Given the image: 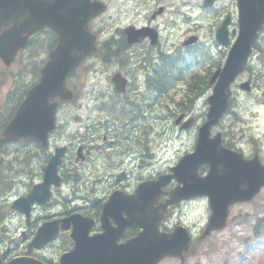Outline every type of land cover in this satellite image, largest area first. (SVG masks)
Returning <instances> with one entry per match:
<instances>
[{"label": "flooded vegetation", "instance_id": "obj_1", "mask_svg": "<svg viewBox=\"0 0 264 264\" xmlns=\"http://www.w3.org/2000/svg\"><path fill=\"white\" fill-rule=\"evenodd\" d=\"M19 1L0 0V36L11 30L16 17L20 19L19 15L24 12L22 7L28 8V13L34 14L33 19L39 18L37 11H32L31 3H25L27 0ZM90 1L102 3L105 10L89 21V27L97 32L96 50L89 60L84 61V66L88 67L90 73L96 74L94 81H91V88L102 82L104 88L88 98L90 108L88 114L85 113L87 109L85 108L84 115L75 112H80L85 93L83 97L78 94L75 99L72 98L67 102L56 97L51 98V103L57 104L56 126L54 132L49 135L46 149H52V153L43 160V156L35 153L33 155L35 161L30 163L33 168H44L54 150L64 147L59 167L62 182L61 187L52 188V197L48 204L33 207L28 220L12 210L10 205L8 211L3 208V205L8 204L7 197L16 185L15 177H12L16 176L14 170L16 160L15 156L9 159L11 152L2 149L3 159L0 164L2 264L24 257L40 264H59L60 256L72 248L70 236L72 225L68 222L70 228L67 230L62 229L61 226H47L46 239L53 240L39 249L29 248L42 224H54L71 218L74 227H78L81 220L87 218L92 222L89 236L99 235L102 232L103 209L110 197L132 194L137 183L145 179L141 176L133 178L132 175L145 161L147 147L144 142L149 137V132L155 130L161 118V101L172 99L173 92L166 89L175 85V81L172 80L176 57L187 56L193 51L202 49L203 53L207 54L208 52L204 51L206 50L219 58L222 65L227 49L214 45L216 31L226 19H228L227 37L230 42H233L238 31V0H121V4H124L122 6L131 9L130 11H133L139 20L125 25L120 30L117 29L116 33L109 32L112 14H109V17L106 15L113 9L114 0ZM256 1L252 0V3ZM130 11H126L124 15L128 16ZM193 22L203 23V34L185 28V25H192ZM127 27L152 28L156 36L152 39L144 33L138 39H128L122 33ZM192 36L198 37L197 43L186 45L185 43L193 38ZM259 38L264 39V26ZM13 43H16V37L8 38L7 45L11 47ZM56 43L57 36L51 30L36 29L27 35L25 43L17 50L10 65H4L0 59V70L4 73L16 67L18 80L10 82V89L13 92L6 93L16 101L17 107L40 79L41 70ZM261 49L260 45L259 49L254 50V54L259 55V59L261 54H264ZM75 72L76 70L70 73V81L76 79ZM115 74H118L123 81V92L116 91L113 82ZM4 79L5 77L0 75V88L5 83ZM244 79L249 81L251 102L254 80L252 54L246 77L240 76L237 82L240 84ZM83 84L84 81H81L80 89L84 87ZM38 109L30 108L31 111ZM70 109L74 112L73 116L67 114ZM45 110L48 111V108ZM180 114L184 118L192 117L190 111H181ZM70 123L74 125V129L71 130L72 138L66 140L64 133ZM225 127V124H222L220 129L225 147L241 149L236 140L239 135H234ZM26 143L27 149L40 147L35 142ZM253 152L259 153V149H253ZM246 154L249 158L252 157V147ZM108 168L114 170L104 177L98 176L100 169L104 170L103 174H105ZM174 186L175 184L171 183L166 190L169 192ZM166 199L167 196H162L160 202L164 203ZM169 209L170 207L166 212ZM123 217L124 215L117 216V221L121 222ZM167 217L165 214L164 220ZM107 224L110 227L117 226L112 219H108ZM136 232L128 228L119 242L135 236Z\"/></svg>", "mask_w": 264, "mask_h": 264}, {"label": "water", "instance_id": "obj_2", "mask_svg": "<svg viewBox=\"0 0 264 264\" xmlns=\"http://www.w3.org/2000/svg\"><path fill=\"white\" fill-rule=\"evenodd\" d=\"M62 2L66 3L69 0ZM59 3L60 0L38 1L36 5L43 6L44 16L36 20L35 24L39 25L27 23L30 29L48 26L59 37L58 46L46 65L38 86L39 89H44L42 100H47L52 94H58L62 99L69 98L71 94L65 88V76L94 48V40L87 28V22L92 15L91 9L82 5ZM241 5L243 14L240 15L239 35L224 69L212 77L211 83L218 76L219 79L216 80L213 94L208 99V118L199 129L196 149L172 169L173 177L183 187L173 192V199L169 203H176L195 195L206 196L212 210L208 230L222 228L225 225L228 207L234 203L250 201L264 186V166L259 163L257 156L252 160H243L241 154L223 149L218 135L212 139L209 137L210 127L218 122L228 105L230 83L243 70L251 46L264 23V7L257 8V12L254 13L251 0H242ZM58 13L63 14V20H58L61 18ZM9 35H2L0 38V52L4 39ZM14 53L13 47L9 50L8 57H13ZM36 98L38 94L33 93L21 104L13 120L0 134V146L15 139H31L46 143L47 134L54 126V118L50 111L44 112L38 121L41 125L30 127L29 107L35 105L33 100ZM57 163L56 155L48 165L44 183L35 186L26 196L17 199L12 208L28 214L31 204L34 202L43 204L50 195L49 185L55 181ZM202 165H208V173L204 177H199L197 171ZM144 192V189L140 191V195ZM145 217L143 216L140 222L132 224L133 227L142 228V232L121 246L115 244V237L109 232L103 240L101 237L86 240L84 237L86 229L80 227L74 250L68 256L62 257L60 264H157L167 256L182 257V252L186 251L189 245V236L185 230L177 227L172 233H159L158 224L148 222ZM43 231L45 233L47 230Z\"/></svg>", "mask_w": 264, "mask_h": 264}, {"label": "rangeland", "instance_id": "obj_3", "mask_svg": "<svg viewBox=\"0 0 264 264\" xmlns=\"http://www.w3.org/2000/svg\"><path fill=\"white\" fill-rule=\"evenodd\" d=\"M120 1L121 0H116L115 2L114 0L112 5L113 9L106 13L108 17L109 14H112V23L110 25L108 24L109 32L111 33H116L117 29H122L125 25L136 23L139 20L138 17H135V13H133V11L131 12V9H126L125 6H122L124 4H121ZM126 11H130L128 16L124 15ZM193 23L192 25H185V28L192 32H197L200 35L203 34V23ZM177 31L179 33V27ZM252 64L257 74H262L264 76V68L260 64L259 58L258 60L256 58ZM76 74V79L72 81V85H76V90L77 88L80 90L81 81H84L85 86L80 91V94L83 95L85 93V95L84 104H82L80 112L75 113L84 115L85 113L88 114L90 108L88 98L91 95L97 94L98 91H101L104 85L102 82V84L96 85L95 88H91V81H94L96 74L95 72L90 73L87 68L81 69ZM0 75L5 77V83L0 88L1 111L4 106L12 104L13 102L7 93L11 90L10 82L16 76V67L6 70L5 73L0 70ZM257 78L253 76V79ZM204 84L203 82L202 86H204ZM196 86L199 87V84L196 83L195 87ZM252 86L251 102V99L249 100L251 97H248L246 94L242 93L237 97L239 101L238 112L241 114L242 118H244L245 124L243 127L246 128L244 129L242 138L239 140L238 147L241 148L240 150L243 153L250 152L251 147L252 149L259 148L264 155V78L257 82L253 80ZM175 94L177 103L180 101L183 92H176ZM205 99L204 97L203 100L199 101L198 110L201 109ZM174 106L173 102L170 103L172 109ZM85 108L87 109L84 113ZM163 109L168 110L167 106L165 107L162 105L161 110ZM68 114L73 116L74 112H72V109H70ZM164 124L165 122L161 121V125H159L160 130L158 129V124H156V130L149 132V139L152 141V145H150L149 148L151 149L157 143L156 147L152 149H158V147L161 150L167 149L168 153H164L166 156L165 162L167 165H170L171 163H175L179 156L194 146L195 135H181L176 132L172 121L169 122L171 130L169 128L170 131L166 132V125ZM73 129L74 125L70 123L64 133L65 139L72 138L71 130ZM30 152V149H18V158L24 160L22 158L26 156L25 159L28 160L31 154ZM12 156L13 155H11L10 158ZM20 168L24 167L17 165V170ZM37 170L38 169H35V171ZM113 170L114 169L108 168L105 174H103L104 170L100 169L98 176L104 177ZM24 171L28 170L24 169ZM137 172L140 173L139 171ZM138 173H133V178L139 177ZM23 174H25V172H23ZM141 174L144 175V173ZM30 182L31 179L27 176H20L16 181L13 192L7 197L8 200L11 201L14 196L18 197L20 194L23 195ZM9 204L3 205V208L7 211L9 210ZM209 215V208L203 199L189 204H183L171 210L172 222H181L187 226L196 241L192 246V251L185 256L182 262L179 259H165L160 264H264V188L252 202L247 204H235L230 207L228 225L222 231L211 233L208 237L203 238L201 235ZM259 219L263 221L260 223Z\"/></svg>", "mask_w": 264, "mask_h": 264}, {"label": "trees", "instance_id": "obj_4", "mask_svg": "<svg viewBox=\"0 0 264 264\" xmlns=\"http://www.w3.org/2000/svg\"><path fill=\"white\" fill-rule=\"evenodd\" d=\"M26 156L25 157H23L22 159H24V160H20L19 158H18V162H23V161H26Z\"/></svg>", "mask_w": 264, "mask_h": 264}]
</instances>
